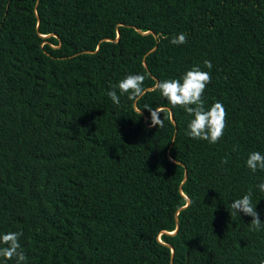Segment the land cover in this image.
Returning a JSON list of instances; mask_svg holds the SVG:
<instances>
[{
	"label": "trees",
	"instance_id": "16d2710c",
	"mask_svg": "<svg viewBox=\"0 0 264 264\" xmlns=\"http://www.w3.org/2000/svg\"><path fill=\"white\" fill-rule=\"evenodd\" d=\"M195 66L211 73L205 108L227 112L216 144L155 88ZM130 74L146 77L138 102L117 87ZM253 151L264 0H0V235L22 233L24 264H260L264 228L230 215L251 192L264 222Z\"/></svg>",
	"mask_w": 264,
	"mask_h": 264
},
{
	"label": "clouds",
	"instance_id": "9594fccd",
	"mask_svg": "<svg viewBox=\"0 0 264 264\" xmlns=\"http://www.w3.org/2000/svg\"><path fill=\"white\" fill-rule=\"evenodd\" d=\"M171 43L174 45L187 43V33H179L171 40ZM204 66L209 70L213 67L211 61L208 60L204 61ZM145 79L146 77L143 74L126 76L118 82L119 93L121 95L128 94L130 101L138 102L145 95ZM210 82V71H204L199 66H195L188 70L180 79H165L156 82L155 88L173 107H182L192 116L188 124L189 137L216 144L224 135L227 112L219 101L212 104L209 108H205L202 97ZM107 95L114 104H120V96L117 94L116 88L108 91ZM144 109L150 113V126H163L164 121L163 118L161 119L162 110L160 108L145 105ZM137 110L139 111V109ZM222 163H227V160H223ZM246 166L253 173L257 170H264V154L253 151L248 156ZM257 187L261 192H264V183L257 185ZM231 208L232 212L230 215L243 213L245 216L252 217L250 225L253 231H260L264 228V222H261L259 218L256 205L254 206L252 203L251 192L243 195L242 198L234 200L231 203ZM21 236L22 233L20 232H8L0 235V257L5 261L15 259L16 264H24L27 257L21 247ZM260 264H264V260Z\"/></svg>",
	"mask_w": 264,
	"mask_h": 264
}]
</instances>
